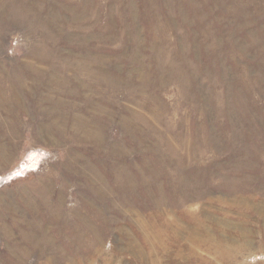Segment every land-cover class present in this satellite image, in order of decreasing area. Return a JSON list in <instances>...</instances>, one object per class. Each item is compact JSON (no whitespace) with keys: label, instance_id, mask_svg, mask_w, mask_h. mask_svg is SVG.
Segmentation results:
<instances>
[{"label":"rangeland","instance_id":"obj_1","mask_svg":"<svg viewBox=\"0 0 264 264\" xmlns=\"http://www.w3.org/2000/svg\"><path fill=\"white\" fill-rule=\"evenodd\" d=\"M0 264H264V0H0Z\"/></svg>","mask_w":264,"mask_h":264}]
</instances>
